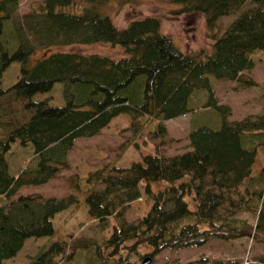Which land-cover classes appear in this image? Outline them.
<instances>
[{
  "label": "trees",
  "instance_id": "1",
  "mask_svg": "<svg viewBox=\"0 0 264 264\" xmlns=\"http://www.w3.org/2000/svg\"><path fill=\"white\" fill-rule=\"evenodd\" d=\"M75 1L40 0L36 9L19 12L18 0H0V77L11 61L22 63L15 80L0 86V96L11 94L28 113L17 123L0 119V196L8 200L22 185L46 182L67 167L66 154L76 137L94 135L125 112L130 116L126 128L135 135L147 128L146 136L158 139L155 150L126 166L107 162L87 173L91 190L82 198L87 213L101 228L108 217L114 222L102 243L76 241L71 247L91 250L99 264H132L126 253L140 247L147 248L141 261L165 247L200 245L210 237L250 235L264 244V177L251 172L257 148L264 147V112L229 120V106L213 91L217 80H234L238 88L255 85L241 72L264 64V0H171L179 4L174 13H201L209 28L218 17L236 12L219 34H211L208 51L195 52L181 50L161 32L154 15L119 27L93 6L107 0H83L91 5L68 10ZM95 41L119 44L123 55L54 50L24 64L37 49L54 43ZM253 49L263 57L256 60L249 54ZM57 80L63 82V103L33 98ZM199 90L206 99L194 107ZM213 111L217 125L209 124ZM188 112L190 148L174 154L160 150L164 121ZM14 140L31 147L29 161L16 174L8 171L5 158ZM152 181L164 186L153 189ZM141 196L150 198L148 209L127 220L125 206ZM76 202L68 192L20 193L0 203V264L16 255L27 238L52 234V216ZM238 211L253 212L254 222L237 221ZM60 244L48 243L26 264H60ZM72 254L64 264H73Z\"/></svg>",
  "mask_w": 264,
  "mask_h": 264
},
{
  "label": "rangeland",
  "instance_id": "2",
  "mask_svg": "<svg viewBox=\"0 0 264 264\" xmlns=\"http://www.w3.org/2000/svg\"><path fill=\"white\" fill-rule=\"evenodd\" d=\"M40 0H18V11L26 12L36 9ZM91 5L83 0H76L68 10H78L79 6ZM95 9L106 13L116 26H124L132 18L144 15H154L159 19V30L171 37L175 44L185 52H195L200 49L208 51L211 34H219L236 12L230 15H222L217 18L213 28L206 26L201 13H174L179 4L171 0H107L93 3ZM54 50H76L82 53H98L110 57L123 55V49L119 44H111L104 41L91 43L51 44L37 49L24 63L31 65L36 59ZM259 49L249 52L254 58L261 57ZM263 57V56H262ZM264 60V59H263ZM22 65L20 61H11L2 71L0 86L8 87L19 73ZM243 75L253 79L255 85L236 87L234 80H217L213 83V91L216 99L229 106L227 119L238 120L249 114L264 112V64L256 63L248 70H242ZM193 97L192 105L197 107L206 99L203 90ZM47 97L49 104H61L64 101L63 82L54 81L51 88L33 95V98ZM191 103V99H189ZM27 112L22 110L19 99L11 94L0 96V119L14 123L27 117ZM209 124L217 125L219 118L216 112ZM191 113H185L164 121L166 125L165 142L160 150L167 154H174L189 149L187 132ZM196 117L198 114L196 112ZM130 122L129 114L121 112L111 118L107 125L101 127L97 133L91 136L76 137L67 151V167L57 171L54 176L41 184H29L20 187L17 192L8 198L11 199L20 193H38L42 196H63L68 192L74 193L77 202L67 208L56 212L52 218L53 233L50 235L29 237L16 253L5 260V264H26L30 258L42 250L48 243L59 240L62 254L58 262L64 264L66 256L73 252L75 260L73 264H99V260L92 255L91 250L84 247H71L76 241L102 243L114 222L112 217L106 218V225L101 228L87 213L83 202L84 194L91 190L85 177L87 173L99 167V165L111 162L116 166H126L133 160H139L142 154L154 152V144L158 139L147 137V128L134 134L132 129L126 128ZM30 145H21L17 140L10 144L5 153L8 171L16 174L30 159ZM252 174L264 177V147H258L254 162L251 166ZM153 189L164 186L163 181H152ZM143 195V194H142ZM185 199L191 204L188 196ZM6 200L0 196V203ZM150 198L141 196L127 204L124 216L133 221L144 213L149 205ZM237 221L247 223L254 222V213L251 211H238L235 216ZM80 249V252H78ZM147 248L140 247L135 254L127 252L132 259V264H140L138 257ZM125 254V252H122ZM72 254V255H73ZM204 258L205 260H202ZM230 260H236L240 264H264V244L253 239L250 235L224 240L216 237L208 238L203 244L188 245L176 248L165 247L152 256L146 264H212L220 261L226 264Z\"/></svg>",
  "mask_w": 264,
  "mask_h": 264
},
{
  "label": "water",
  "instance_id": "3",
  "mask_svg": "<svg viewBox=\"0 0 264 264\" xmlns=\"http://www.w3.org/2000/svg\"><path fill=\"white\" fill-rule=\"evenodd\" d=\"M149 260H150V258L148 256H146L140 261V264H146Z\"/></svg>",
  "mask_w": 264,
  "mask_h": 264
},
{
  "label": "crops",
  "instance_id": "4",
  "mask_svg": "<svg viewBox=\"0 0 264 264\" xmlns=\"http://www.w3.org/2000/svg\"><path fill=\"white\" fill-rule=\"evenodd\" d=\"M22 186H24V185H22ZM22 186H21V187H22ZM19 188H20V187H19Z\"/></svg>",
  "mask_w": 264,
  "mask_h": 264
}]
</instances>
